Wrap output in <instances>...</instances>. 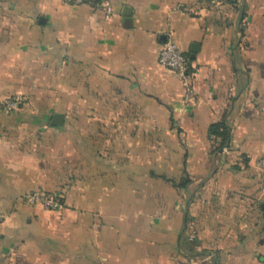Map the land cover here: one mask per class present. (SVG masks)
I'll use <instances>...</instances> for the list:
<instances>
[{
    "label": "crops",
    "instance_id": "obj_1",
    "mask_svg": "<svg viewBox=\"0 0 264 264\" xmlns=\"http://www.w3.org/2000/svg\"><path fill=\"white\" fill-rule=\"evenodd\" d=\"M263 160L264 0H0V264H264Z\"/></svg>",
    "mask_w": 264,
    "mask_h": 264
},
{
    "label": "built area",
    "instance_id": "obj_2",
    "mask_svg": "<svg viewBox=\"0 0 264 264\" xmlns=\"http://www.w3.org/2000/svg\"><path fill=\"white\" fill-rule=\"evenodd\" d=\"M64 4L79 6L86 0H62ZM103 11L110 14L109 6L105 4L102 7ZM159 64L170 70L180 80L185 90V101L192 102L195 97V87L192 80L189 59L181 54L177 46L172 41H167L163 44L159 55ZM26 100L21 97H15L4 102L3 106L7 112L18 110L22 106H26ZM259 166L264 168V160L259 162ZM25 203L29 206H40L45 211H54L61 207L59 197L50 194L33 193L25 197ZM4 221V217L0 215V223Z\"/></svg>",
    "mask_w": 264,
    "mask_h": 264
},
{
    "label": "trees",
    "instance_id": "obj_3",
    "mask_svg": "<svg viewBox=\"0 0 264 264\" xmlns=\"http://www.w3.org/2000/svg\"><path fill=\"white\" fill-rule=\"evenodd\" d=\"M211 134L215 136L222 137L223 139L227 138V129L223 125H216L211 128ZM56 196V195H55ZM58 197V196H57ZM61 200V199H60ZM61 205H63V202L61 200Z\"/></svg>",
    "mask_w": 264,
    "mask_h": 264
},
{
    "label": "water",
    "instance_id": "obj_4",
    "mask_svg": "<svg viewBox=\"0 0 264 264\" xmlns=\"http://www.w3.org/2000/svg\"><path fill=\"white\" fill-rule=\"evenodd\" d=\"M62 119V116H55L53 125H58L59 121Z\"/></svg>",
    "mask_w": 264,
    "mask_h": 264
}]
</instances>
